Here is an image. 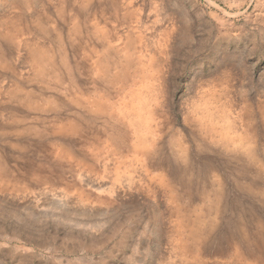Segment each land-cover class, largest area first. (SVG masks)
I'll list each match as a JSON object with an SVG mask.
<instances>
[{"label": "rangeland", "instance_id": "374dc122", "mask_svg": "<svg viewBox=\"0 0 264 264\" xmlns=\"http://www.w3.org/2000/svg\"><path fill=\"white\" fill-rule=\"evenodd\" d=\"M0 264H264V0H0Z\"/></svg>", "mask_w": 264, "mask_h": 264}, {"label": "bare ground", "instance_id": "6f19581e", "mask_svg": "<svg viewBox=\"0 0 264 264\" xmlns=\"http://www.w3.org/2000/svg\"><path fill=\"white\" fill-rule=\"evenodd\" d=\"M239 235V234H238Z\"/></svg>", "mask_w": 264, "mask_h": 264}]
</instances>
